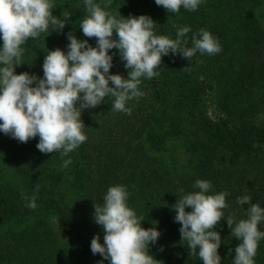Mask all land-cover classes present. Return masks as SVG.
<instances>
[{"label":"trees","instance_id":"16d2710c","mask_svg":"<svg viewBox=\"0 0 264 264\" xmlns=\"http://www.w3.org/2000/svg\"><path fill=\"white\" fill-rule=\"evenodd\" d=\"M53 5L54 16L60 18L66 10L71 20L62 32L50 26L23 45L24 64L16 74L42 77L47 51H66L69 33L95 47L96 39L79 30L87 15L82 0H53ZM261 8L264 0H204L197 11L181 8L172 14L155 0H112L107 11L114 15L119 11L123 18L150 16L157 24L156 35L175 39L178 27L190 26L188 43L182 44L190 48L192 35L203 28L219 40L222 51L211 56L197 52L189 60L179 53L162 57L159 75L141 78L142 95L126 103L131 114L112 111L114 97L83 110L87 139L68 156L41 153L36 148L38 137L21 143L0 133V165L18 177L16 183L9 182L0 168V264H98L102 257L92 254L90 243L97 234L103 243L104 233L94 223L93 205L101 204L113 185L127 188L129 207L145 217L142 227L161 233L149 246L160 264H202L181 241V225L174 222L172 209L181 189L198 191L193 187L197 179L210 181L213 193H228L224 218L215 230L222 241L221 264H232L240 242L231 236L226 219H246L248 207L238 205L237 197L248 195L252 203L264 207V96L255 97L264 86V27L257 13ZM113 52L117 50L109 54ZM110 70L127 78L118 53ZM207 93L216 96L218 116L204 110ZM170 140L179 141L190 156L191 173L171 172L152 154L164 150ZM69 158L72 163L61 167ZM22 194L37 196L35 210L25 207ZM52 215L61 225L62 244L48 224ZM258 228L264 231V225ZM254 260L264 264V240Z\"/></svg>","mask_w":264,"mask_h":264},{"label":"clouds","instance_id":"9594fccd","mask_svg":"<svg viewBox=\"0 0 264 264\" xmlns=\"http://www.w3.org/2000/svg\"><path fill=\"white\" fill-rule=\"evenodd\" d=\"M82 2L87 15L79 30L83 36L96 39L95 47L69 33L66 51H47L43 76L39 77L15 73L24 64L23 45L46 33L50 26L62 32L71 13L64 10L60 18L54 16L53 0H0V133L21 143L38 137L36 148L43 154L59 152L65 157L84 143L87 137L82 131V111L97 108L106 97L115 98L112 111L131 114L126 103L142 95L141 78L151 80L159 75L162 57L179 53L189 60L197 52L211 56L222 51L219 40L206 29L192 35V47H182L188 43L190 26L178 27L176 38L170 39L154 33L157 24L150 16L123 18L119 11L117 15L107 11L112 0ZM203 2L155 0L157 6L172 14L181 8L197 11ZM113 49L117 52L109 54ZM117 53L128 70L127 78L110 72ZM71 163L70 158L64 159L61 167ZM193 187L198 191L180 190L172 206L174 222L181 225V241L187 242L191 254L197 255L202 264H221L218 249L222 241L215 227L224 218L228 193H213L211 182L203 179H197ZM129 196L124 185H113L103 195L102 203L93 205L94 223L104 233L103 243L99 234L90 243L92 254L102 257L98 264H160L149 253V246L158 242L161 233L155 227H142L145 217L129 207ZM22 198L26 208L36 209L35 194H22ZM236 203L248 207L246 219H226L231 236L240 242L232 264H255L259 242L264 240V231L258 228L264 225V207L252 203L248 195L237 197Z\"/></svg>","mask_w":264,"mask_h":264},{"label":"rangeland","instance_id":"374dc122","mask_svg":"<svg viewBox=\"0 0 264 264\" xmlns=\"http://www.w3.org/2000/svg\"><path fill=\"white\" fill-rule=\"evenodd\" d=\"M75 5L77 8L80 7V4L78 2L75 3ZM66 7H68V5L64 2V8L67 9ZM257 13L259 16H262L261 24L264 27V8L258 10ZM110 72L111 74H114L112 70H110ZM255 94L256 98L263 97L264 86L256 90ZM215 98L216 96L214 95V93H207V95L204 97V110L212 117L219 115V113L216 111ZM152 154L158 157L171 172L183 171L191 173V167L188 163L190 156L185 153V151L182 149V146L179 141L170 140L164 150H154L152 151ZM0 168L2 169L3 177L5 180L13 183H16L18 181V177L15 175L14 171L11 168L2 165H0ZM47 219L50 228L53 229V231L59 237V243L62 244V242L65 240V237L62 235V229L58 218L52 215L49 216Z\"/></svg>","mask_w":264,"mask_h":264}]
</instances>
